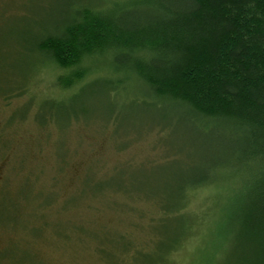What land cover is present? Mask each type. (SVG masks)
<instances>
[{
	"label": "rangeland",
	"instance_id": "rangeland-1",
	"mask_svg": "<svg viewBox=\"0 0 264 264\" xmlns=\"http://www.w3.org/2000/svg\"><path fill=\"white\" fill-rule=\"evenodd\" d=\"M67 2L0 0V264H129V252L154 253L166 224L159 205L202 154L172 121L137 110L133 81L113 114L93 90L75 105L84 115L53 114L52 103L75 91H61L55 79L66 74L22 48ZM205 191L188 203L208 215L202 228L165 264H222L216 233L232 247L228 205L220 210L233 194Z\"/></svg>",
	"mask_w": 264,
	"mask_h": 264
},
{
	"label": "trees",
	"instance_id": "trees-1",
	"mask_svg": "<svg viewBox=\"0 0 264 264\" xmlns=\"http://www.w3.org/2000/svg\"><path fill=\"white\" fill-rule=\"evenodd\" d=\"M55 14L22 48L66 74L55 79L61 91H75L52 103L54 115H84L75 105L91 90L113 114L133 81L137 110L157 112L202 149L159 205L166 224L155 252H129V264H165L195 240L208 215L188 203L212 188L233 194L220 210L228 205L232 247L215 235L217 255L231 258L222 264H264V0H69Z\"/></svg>",
	"mask_w": 264,
	"mask_h": 264
}]
</instances>
